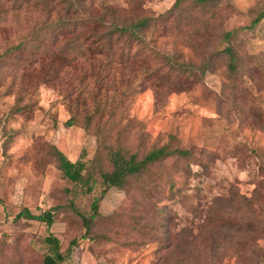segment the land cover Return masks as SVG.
Instances as JSON below:
<instances>
[{
	"label": "rangeland",
	"instance_id": "1",
	"mask_svg": "<svg viewBox=\"0 0 264 264\" xmlns=\"http://www.w3.org/2000/svg\"><path fill=\"white\" fill-rule=\"evenodd\" d=\"M61 1L0 0V264H42L49 233L61 264H264V18L249 27L264 0H85L152 18L143 42L91 59L88 41L56 40ZM181 63L196 80L178 83L191 77ZM162 145L188 153L108 188L86 232L101 186L63 177L55 149L99 179L111 151ZM23 207L53 223L16 217Z\"/></svg>",
	"mask_w": 264,
	"mask_h": 264
},
{
	"label": "trees",
	"instance_id": "2",
	"mask_svg": "<svg viewBox=\"0 0 264 264\" xmlns=\"http://www.w3.org/2000/svg\"><path fill=\"white\" fill-rule=\"evenodd\" d=\"M177 1L179 0H176V2ZM211 1L214 0H196V2L200 4ZM61 2H64V0ZM66 2V14L68 15V20L64 22V26L58 27L55 31L56 40L60 34L67 32L74 36L72 41H88L89 43L86 44V47L83 48L82 51V55L86 59H91L93 56L100 54H116L113 50L115 42H143L144 31L152 21V18L149 16H142L136 20L127 21L123 17L121 9L113 5H105L102 7V10H99L98 12L92 7V5L85 3V0H68ZM80 14H82L81 17ZM108 16L110 17V21H107ZM262 18H264V10L256 15L249 27L254 26ZM230 35L231 32L226 33V36L229 37ZM224 52H226L229 57V70L232 73H235L238 69L239 56L231 46L225 47ZM117 55L120 56L119 63L124 64V62L129 63L132 53L128 47H124L119 49ZM76 56L77 55L74 54L72 58L75 59ZM164 58L166 59V64L169 66H173L176 62L175 56H165ZM181 64L183 66V71L189 73V76L191 77L181 79L178 83L187 84L188 82L196 80L194 69L197 68L189 63ZM206 70L207 67L205 66L199 68L201 74ZM72 125V118L64 122V126L66 127ZM187 153L186 150L168 148L167 145L151 149L142 159H137L135 154L126 157L120 151H111L110 161L113 169L110 172H102L99 179H93L84 172L86 163L82 158L71 161L62 151L55 149L58 168L63 177L73 183H78L83 186L86 193H90L94 189V184L96 183H99L101 186L100 194L96 195L91 203L92 213L87 217L83 216V223L86 232H89L91 221L97 214L99 204L108 188L112 186L122 187L127 177L142 173L149 165L155 164L171 155L182 156ZM16 217L40 220L47 226H50L53 223L51 211L34 214L27 208L23 207L19 210ZM44 241L49 247V252L44 255L42 264H61L64 261L65 256L60 250L61 246L59 239L52 233H49L44 238Z\"/></svg>",
	"mask_w": 264,
	"mask_h": 264
}]
</instances>
